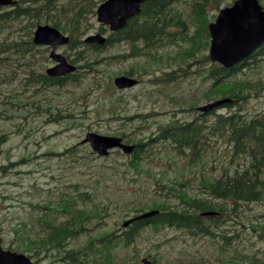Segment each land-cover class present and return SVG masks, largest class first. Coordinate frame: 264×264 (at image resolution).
I'll return each instance as SVG.
<instances>
[{
  "label": "rangeland",
  "instance_id": "obj_1",
  "mask_svg": "<svg viewBox=\"0 0 264 264\" xmlns=\"http://www.w3.org/2000/svg\"><path fill=\"white\" fill-rule=\"evenodd\" d=\"M189 1L185 0L177 7L189 12V3L185 4ZM231 1L221 0L218 8L209 6L204 13L206 25L215 19L226 2ZM90 20L91 28L85 36L100 32L103 27L96 16ZM197 24L200 27V18ZM193 28L191 25L183 30L176 27L171 37L161 40L159 51L165 53L162 61H140V56L125 60L110 58L127 49L126 44L119 42L90 52L91 57L97 59L93 61V70L83 69L76 82H68L64 87L49 91L31 82L28 70L23 65L6 69L21 79L13 83V91L17 94L16 98L23 102L9 104L8 101H0V131L7 135L6 140L0 143V242L4 248L22 252L15 249L21 243V236L36 238L41 233L35 221L47 210L46 206H54L57 191L79 180L86 183L84 190L92 189L91 181L87 180L88 175L92 174V171L89 172L91 168L113 166L114 172L125 176L123 180L114 176L111 178L112 188H99L97 195L91 194L99 202L114 200L109 204V215L103 221H108L111 228L119 229L124 219L141 212H135L130 206L147 203L152 196L161 200L168 195L166 188L156 186L154 179L187 194L204 196L201 191L207 179L213 180L224 171L236 168L230 149L221 139L212 140L209 152L195 163L188 157L175 154L166 142H160L151 151L154 156L141 165L143 172L134 182L129 177L136 176V173L124 165L125 154L112 150L106 156H98L88 144L82 143L87 132L115 136L125 133L130 135V139L134 136L144 139L155 137L159 125L173 115L180 119L191 118L202 105L209 102L204 98V92L212 81L204 78L203 70L210 66V60L207 59V64H204L203 57L208 56L210 37L208 34L205 36L200 27L201 41L192 45L184 33H193ZM103 33L105 36L108 34L106 31ZM49 50L46 51L47 60L43 61L39 56L36 60L39 64L35 68L45 71L55 63L48 57ZM68 50V45L55 47V52L63 55ZM167 54L170 55L169 59L166 58ZM147 69L151 73L159 71L158 75L162 70L176 71L171 73L173 78L162 83L157 79L151 81L150 74H143ZM128 70L139 82L132 88L118 90L113 79ZM2 72L3 69L0 74ZM243 77L264 81V62ZM9 89V84L0 80V100L5 99L3 94H9ZM49 104L60 105L64 108L62 114L73 117L48 120L46 107ZM191 106L194 108H189ZM246 109L251 113H264V88L248 98ZM207 117L211 118L212 115L208 114ZM71 120H75V124ZM73 145L77 151L72 154L67 149ZM87 183L90 186H86ZM180 183L183 185L179 186ZM115 195H118L115 199L108 198ZM169 198L171 203L178 202L176 197ZM239 208L241 211L244 209L250 219L257 217L263 220L264 200L261 203H243ZM63 218L60 215L57 220ZM235 241L232 246H224L219 238L192 236L174 227L147 225L132 245H121L119 253L122 257L132 255V249H135L139 260L142 256L150 259L154 256L157 264H194L200 260L209 264H247L246 255L249 252L264 260V239H255L247 233L239 243ZM77 242L76 239L72 245ZM238 253L242 257H236ZM31 257L37 264H72L67 255L52 256L50 251L32 254ZM135 263L131 259L129 264Z\"/></svg>",
  "mask_w": 264,
  "mask_h": 264
},
{
  "label": "trees",
  "instance_id": "obj_2",
  "mask_svg": "<svg viewBox=\"0 0 264 264\" xmlns=\"http://www.w3.org/2000/svg\"><path fill=\"white\" fill-rule=\"evenodd\" d=\"M102 1L16 0L14 4L0 9V70H4L0 74V80L6 81L10 88L9 94H3L5 99L0 101L2 103L8 101L9 104L23 102L16 98L17 94L13 91V83L21 79H18L16 73L6 70L9 66L23 65L28 70L31 82L47 91L64 87L68 82H76L79 71L63 77H50L42 71V68H35L39 64L36 61L39 56L43 61L47 60L46 47L36 45L32 41L33 30L39 23H48L67 34L68 60L77 63L79 70L84 68L93 70V61L97 59L92 58L90 52L100 51L101 47L94 45L90 48L82 38L91 28L90 19L95 16V9ZM175 1L177 0L145 2L140 13L130 19L123 29L109 34L105 45L127 40L135 56L143 55L140 61L146 59L152 62V60L162 61L165 57V53L159 51L160 42L166 37H171L172 30L176 27L186 28L190 25L199 27L197 22L200 18V27L206 36L205 10L209 6L218 8L221 0H192L193 9L187 17L173 7ZM260 1L264 2V0ZM230 3L226 2L224 5ZM200 27L196 34L185 33V38L192 41V45L201 41ZM169 56L167 54L166 58L169 59ZM203 59L204 64H207V55H204ZM14 62L16 64H13ZM263 62L264 44L246 61L231 68L210 63V66L203 70L204 78L212 81V85H209L204 92V98L207 101L219 97L231 99L215 108L216 110L226 108L227 111L217 113L214 109L209 113L193 114V117L188 119H180L173 115L168 121L159 125L155 137L150 136L147 139L138 136L130 139V135L120 134L126 142L135 144L132 153L125 156L124 163L126 168L136 173V176L129 177L134 182L143 172L141 165L154 156L151 151L160 142H166L175 154L188 157L195 163L209 152L212 140L221 139L230 149L229 153L236 168L233 170L227 168L229 170L224 171L218 178L207 179L204 190L201 191L204 196L187 194L183 190L154 179L156 186L166 188L168 195L161 200L152 196L153 198H149L147 203L130 206L135 212L149 209H155L157 212L152 217L130 222L120 233L119 228L113 226L111 228L108 221H103L108 214L109 204L114 200L99 202L94 195H97L96 191L99 188L103 190L112 188L111 178L114 176L119 180H123L125 176L114 172L113 166L105 165L104 169L101 166L91 168L89 172L92 171V177L88 175L87 180L91 181L92 191L87 190V187L83 189L86 183L82 180L57 191L54 206H46L47 210L35 221L36 226H40L41 233L36 238L21 236V243L15 249L30 252L31 255L44 254L48 251L52 256L67 255L72 264H129L131 259L136 262L135 264H139L137 250L132 249V255L127 254L122 257L119 247L132 245L140 231L150 224L155 227H174L187 231L192 236L219 238L224 246H232L234 240L239 243L247 233L252 234L255 239L263 240L264 215H262L263 220L257 217L250 219L245 210L241 211L239 208L243 203H261L264 200V113H251L246 109L248 98L264 88V81L243 77L257 69ZM175 71L162 70L158 75L159 71L151 73L147 69L143 74H150L151 81L157 79L165 83L173 78L171 73ZM126 73L129 74L131 71ZM59 107L61 106L58 104L56 106L49 104L46 107L48 120L57 121L60 118L73 117L62 114L64 108ZM53 108L56 111L53 112ZM210 113L213 115L208 118L207 115ZM70 122L75 124V120ZM6 138L7 135L0 131V143ZM147 143L149 146L145 147ZM75 147L73 145L67 150L73 154L77 151ZM128 172L131 174L130 171ZM86 186L90 184L87 183ZM109 193L112 195L111 192ZM169 195L178 198V202L171 203ZM117 196L108 198L115 199ZM206 210L215 211L217 214L207 216L200 214ZM60 215L64 218L57 220ZM76 239L78 242L72 245ZM236 257L240 258L242 255L238 253ZM151 258L153 264H157L155 257L151 256ZM246 259L247 264H264V260L261 261V258L252 252L246 255ZM194 264L209 263L200 260Z\"/></svg>",
  "mask_w": 264,
  "mask_h": 264
},
{
  "label": "water",
  "instance_id": "obj_3",
  "mask_svg": "<svg viewBox=\"0 0 264 264\" xmlns=\"http://www.w3.org/2000/svg\"><path fill=\"white\" fill-rule=\"evenodd\" d=\"M148 0H105L96 9L97 20L108 24L111 30L125 26L126 21L140 11V4ZM13 0H0V5L13 3ZM211 40L208 50L209 59L217 61L224 67H231L247 58L254 50L264 43V6L258 0H234L231 6L222 8L213 22L208 24ZM69 38L49 24H38L33 32V42L36 44L58 45L67 43ZM105 38L100 34L90 35L86 42L103 43ZM57 65L48 68L49 75H63L75 67L69 64L65 57L52 51L50 53ZM137 80L128 76H118L114 84L118 88L130 87ZM226 100L209 103L202 110ZM88 142L93 151L99 155H106L111 148H120L130 153L133 145L122 142L121 137L102 135L88 132L83 139ZM156 210L144 212L134 218L126 220V226L134 219H141L155 214ZM213 212H204L211 214ZM142 264H151L147 257L141 258ZM0 264H35L23 253L4 251L0 246Z\"/></svg>",
  "mask_w": 264,
  "mask_h": 264
},
{
  "label": "flooded vegetation",
  "instance_id": "obj_4",
  "mask_svg": "<svg viewBox=\"0 0 264 264\" xmlns=\"http://www.w3.org/2000/svg\"><path fill=\"white\" fill-rule=\"evenodd\" d=\"M1 246H2V244H1ZM2 248H3V249H5V250H8V251H9V247H7V248H4V247L2 246Z\"/></svg>",
  "mask_w": 264,
  "mask_h": 264
}]
</instances>
